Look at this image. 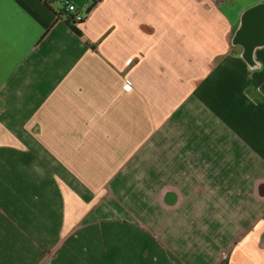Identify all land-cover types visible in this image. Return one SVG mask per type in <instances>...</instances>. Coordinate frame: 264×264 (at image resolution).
Instances as JSON below:
<instances>
[{
	"label": "crops",
	"instance_id": "crops-1",
	"mask_svg": "<svg viewBox=\"0 0 264 264\" xmlns=\"http://www.w3.org/2000/svg\"><path fill=\"white\" fill-rule=\"evenodd\" d=\"M255 9L0 0V264H264Z\"/></svg>",
	"mask_w": 264,
	"mask_h": 264
},
{
	"label": "water",
	"instance_id": "water-1",
	"mask_svg": "<svg viewBox=\"0 0 264 264\" xmlns=\"http://www.w3.org/2000/svg\"><path fill=\"white\" fill-rule=\"evenodd\" d=\"M256 17H263L264 18V10L262 9H255L248 12L245 15V24L243 25L240 36L245 38L246 42L247 39H255L260 37V26L256 22Z\"/></svg>",
	"mask_w": 264,
	"mask_h": 264
},
{
	"label": "trees",
	"instance_id": "trees-1",
	"mask_svg": "<svg viewBox=\"0 0 264 264\" xmlns=\"http://www.w3.org/2000/svg\"><path fill=\"white\" fill-rule=\"evenodd\" d=\"M63 12L65 14V22L69 24L77 33H79V29L77 28L76 24L80 21H76L74 19L75 12L70 11L66 8V4L64 5ZM60 14V13H59Z\"/></svg>",
	"mask_w": 264,
	"mask_h": 264
},
{
	"label": "built area",
	"instance_id": "built-area-1",
	"mask_svg": "<svg viewBox=\"0 0 264 264\" xmlns=\"http://www.w3.org/2000/svg\"><path fill=\"white\" fill-rule=\"evenodd\" d=\"M66 8L68 10H70V11L75 12L74 19L76 21H81L84 18V16H85V13L78 11L76 9V6L73 3H71V2H67L66 3Z\"/></svg>",
	"mask_w": 264,
	"mask_h": 264
},
{
	"label": "rangeland",
	"instance_id": "rangeland-1",
	"mask_svg": "<svg viewBox=\"0 0 264 264\" xmlns=\"http://www.w3.org/2000/svg\"><path fill=\"white\" fill-rule=\"evenodd\" d=\"M241 235H242V234H241ZM241 235H240V236H241Z\"/></svg>",
	"mask_w": 264,
	"mask_h": 264
}]
</instances>
